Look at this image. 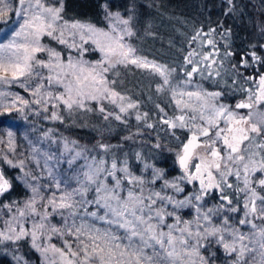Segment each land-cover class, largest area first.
I'll return each instance as SVG.
<instances>
[{
  "label": "snow or ice",
  "instance_id": "6c2138e0",
  "mask_svg": "<svg viewBox=\"0 0 264 264\" xmlns=\"http://www.w3.org/2000/svg\"><path fill=\"white\" fill-rule=\"evenodd\" d=\"M57 2L59 7L48 5L46 0H18V8L14 11L18 19L12 21L5 0H0V5H4L0 8V116L39 105L45 113L51 109L46 119L63 123L61 110L71 117L79 111H93L90 105L95 102L103 119L108 120L113 113L107 112L103 101L116 105L120 113L136 105L124 103L126 98L114 90L112 85L115 81H110L106 74L117 65L132 64L149 69L162 78L157 91L168 87L181 113L162 122L173 130L172 135L179 142L176 157L182 175L169 181L162 170L156 169L153 178L146 181L129 170L127 161L118 166L116 159H112L108 167L105 159L93 157L92 162L82 166L84 170L73 177L78 186L71 187L68 180H61L54 174L55 165L50 162L55 160L59 164V157L43 154L41 166L38 155H34L37 167L42 168V174L47 173L50 183H31L40 179L32 171L14 178L23 181L33 195L22 206L16 201L0 203V245L18 246L21 241L29 240L31 247L45 260L49 252L59 253L61 264H211L215 253L205 257L200 252L201 248L210 247L209 237H215V243L221 245L226 253L238 254L235 264H239L246 252L255 251L245 243L246 240L264 250V225L258 226L250 218L264 221V195L261 194L264 192V178L257 177L255 186L252 179L257 173L264 174V156L256 160L253 157L257 153L245 155L249 151L245 142L254 138L252 134L264 138V73L245 78L251 86L240 89L246 93V98L237 103L235 109H247L248 112L240 115L228 105L218 103L224 95L223 90L209 91L202 85L189 88L193 85L194 74L201 75L203 79L213 75L221 77L219 69L223 64H217L213 59L218 50L203 55L195 63L193 58L198 53L190 52L185 62L192 67L184 72L183 87L178 82L177 87L172 88L169 76L174 69L137 56L135 48L125 42V36L134 34L127 27L129 20L121 19L119 13H107L125 25L123 29L113 25L109 30L91 23H69L61 14L63 0ZM228 2L232 4V0ZM199 35L198 32L193 41ZM45 37L63 45L68 53L62 54L55 47L42 43ZM208 44L213 45V41L209 40ZM86 45H91V51L99 53L98 60L90 62L83 58L90 50ZM73 52L77 55H72ZM41 53L46 54L47 59L42 58ZM232 55V52L225 53L226 57ZM251 61L264 63V59L255 52L251 53ZM200 65H205V68L202 70ZM249 66L246 56L241 57L239 67L233 64L231 71L239 76V68ZM231 83L236 85L237 80L233 79ZM12 85L23 88L32 99L2 90ZM224 85H228V81L225 80ZM217 86L220 87L219 84ZM160 111L164 112V109ZM254 116L259 120H254ZM114 118L121 120L120 115ZM137 119L142 117L137 116ZM177 129L186 131L188 135L181 140L176 135ZM13 135V132H7L10 151H14ZM68 143L65 140V150L72 151ZM71 143L76 144L75 141ZM99 147L105 153L111 148L107 144H99ZM257 147L264 149V142ZM33 153L39 154V150L33 147ZM82 154L75 151L65 162L71 168ZM0 159L12 168L24 169L23 160L14 164L7 155ZM229 177H235L238 182L236 191L244 193L242 206L234 204L233 199L225 194V188L234 187ZM158 180L163 181L161 191L146 187ZM194 182L198 184V190L188 195L182 185ZM12 188L13 178L0 170V196ZM42 188L49 190L50 194L43 195ZM164 189H171L172 194L164 192ZM212 190L220 193L218 199L222 203L202 211L201 205L193 202H202ZM89 193H92L90 199ZM180 193H185L183 199L176 198ZM186 206L195 208L193 221L182 220L177 214V210ZM4 209L8 219H4ZM225 210L230 213L243 211V215L236 225L230 224L229 216H224L219 226L215 225L213 216ZM55 213L63 219L61 227L50 223L49 218ZM34 217L38 219H33L26 227L29 218ZM169 218L174 222L168 223ZM181 224L183 227H179ZM237 225L249 226L256 231L249 236ZM53 235L61 238L74 236L76 248L66 239L63 240V249L52 244L45 246L42 241L45 238L50 241ZM146 249H151V254ZM0 252L11 254L16 264L24 261L23 256L8 253L4 248H0ZM260 255L264 257V251Z\"/></svg>",
  "mask_w": 264,
  "mask_h": 264
},
{
  "label": "rangeland",
  "instance_id": "374dc122",
  "mask_svg": "<svg viewBox=\"0 0 264 264\" xmlns=\"http://www.w3.org/2000/svg\"><path fill=\"white\" fill-rule=\"evenodd\" d=\"M46 3L51 6L59 7V3L57 0H46ZM5 4L10 9L9 11V18L12 21H16L18 18L14 15V11L16 8H18V0H5ZM4 7V5H0V8ZM132 10L128 9L127 11L119 10V9H111V8H105L104 9V24L100 26V28H104L105 30H109L110 26H116L118 29H123L125 25L120 24L118 20H116L114 17H110L107 15V13H119L120 18L124 20H129V24L127 27L134 33L132 36H125V42L130 44L133 48L136 50V55L146 58L150 62H154L156 64L162 65L168 69H174V71L171 72V75L169 76V80L171 82V87L176 88L179 82L180 87H183V80L186 79L184 72L187 70H190L192 65H187L185 62V57L188 56L190 52L195 51L198 53L197 56H195L194 63L198 62L201 57L205 54L211 53L214 50H218V53L213 56V59L217 61V64H223V68L219 69L221 71V77H215L213 75L212 78L209 79H203L201 75L194 74L193 76V85L189 86L190 89L194 88L195 85H202L205 89L209 91H216L218 90L217 84L221 86L223 84V76L225 74L227 76H230L228 74V70L226 68V58L225 53L221 50L219 47V44L214 39V34L211 33V31H205V27L201 25H193V22H190L189 24L191 26H187L184 30H179V28L172 26L170 28V31L167 29L164 30L165 33L160 34L159 38L157 39L159 43L166 44L163 48L160 47V45L155 44L152 41L153 36L155 33L153 32V28L147 27V26H140L141 24L135 22V17L131 13ZM62 14V13H61ZM69 23L77 22L79 20H66ZM82 23H88L85 21H79ZM63 23V22H61ZM159 25L158 27L164 28L162 26V20L161 18L157 22ZM98 27V26H96ZM147 30V31H146ZM200 33L199 37L193 41V37L197 35V33ZM145 38L150 40V44L155 49L160 50V54L164 53V55H170V50L173 51L172 57L176 56V60L173 61V64L168 60H159V53L156 54L154 51H150L144 47ZM213 41V45L208 44V41ZM42 43L48 44L52 47H55L57 51H61L62 54H67L69 50L65 49L63 45L56 44L55 41H51L50 38H43ZM90 50L85 53L84 59L94 62L95 60L99 59V53L91 51V45H86ZM42 58L47 59L46 54L41 53L39 54ZM72 55H77L75 52L72 53ZM79 58V57H77ZM177 62V64L175 63ZM207 63V62H206ZM201 69L203 70L205 68V65H200ZM215 67V66H214ZM137 70L138 72H143L146 74L145 79L143 80L138 76V74L134 71ZM207 73L204 72V75ZM110 81H115V84L112 85L115 91L120 93V95L124 96L125 104L127 103H133L136 105L135 108L128 109L125 113H120L119 108L116 105L110 104L107 101H103V104L107 110V112L113 113V116H110L108 120L103 119V114L99 113L98 111V105L95 102L91 103V107L93 108V111L91 112H84L79 111L76 113H73L71 117L66 112H63L61 110V115L64 118V122H70L73 124H77L79 126H89L90 122L94 123L99 126L103 125H111L112 123H119L129 125L131 123H144L143 126L148 127L149 124L153 125V127L161 132L172 134L173 130L169 129L167 125H165L162 121L163 119L172 118L174 116L180 115V111L177 109L172 92L169 90L168 87L165 88L164 91H157V88L159 85L162 84V78L153 73L149 69L144 68H138L135 65L129 64L127 66L124 65H117V67L113 70H111L109 73L106 74ZM248 88V87H246ZM245 88V89H246ZM2 90L9 91L11 93H19L21 96H24L26 99L31 100L32 97L24 91L23 88L19 87L18 85H12V86H5ZM154 90V91H153ZM153 91V93L146 95V92ZM156 98H163L166 100L167 105L169 107V112L165 111L161 112L160 107L156 104ZM218 103H223L228 105L230 108H232V105L227 104L223 102L222 97L218 101ZM51 112V109L48 113H45L42 111L41 106L39 105H32L30 108H25L23 112H12L13 116L8 118L7 120V131H6V137H5V144L4 148L2 149L1 156L7 155L9 159L13 161L14 164H18L19 161H24V169L21 171L20 168H12L6 163H3L2 159H0V170H3L5 174L13 178V188L10 190V192L6 193L4 196H0V203L3 204H9L12 201H16L18 205L22 206L25 201H27L33 194L31 192V189L23 183V181L14 179L17 176H22L24 172L32 171L35 175L40 177L38 181H30L31 183H39L40 185L48 184L50 183V179L47 177V173L42 174V168L37 167L35 160L33 159L34 155H38V158L40 159L41 166L43 165L44 161V155H53L55 157L60 158V163L56 164V161L53 160L50 163L55 165L54 174L57 178L61 180H68L71 187H77V182L73 179L75 175L82 172L84 168L82 166L86 165V163H91L92 158L95 157L96 160H99L101 158L105 159L108 164L106 166L110 167L112 159H116L118 166H120L121 162L127 161V165L129 167V170L137 176H142L146 181L151 180L153 178V171L158 169L162 170L164 173V176L166 179L171 181L175 177H178L182 174L173 175L169 172L168 169H164V167L161 165L160 162L154 157V155L146 151L145 149H142V147L138 148H131L128 151L124 152H112L113 150L110 149L109 152L105 153L104 151L100 150H93L88 149L86 147H82L80 144L76 143L73 145L71 142L73 140H70L67 136H65L62 132L59 131V129L56 126V123L59 121H53L51 119H46V116H49ZM39 113V114H37ZM166 114V115H165ZM115 115H120L121 120H116L114 118ZM137 116L142 117V119L138 120ZM157 119L156 121L153 119ZM254 120H259L258 116L253 117ZM96 121V122H95ZM139 122V123H138ZM11 131L13 132V138H12V147L14 148V151L9 150V144H8V136L7 132ZM176 134L182 135L184 138L188 135V133L184 130H175ZM47 134V135H46ZM183 138V139H184ZM68 141V148L72 149V151H66L64 142ZM259 137L254 136V140H251L250 142L245 143L248 147L249 151L245 153L246 156H251L253 153H257L258 155L254 156L253 158L256 160L260 159V151L259 147H257ZM33 147L39 150V154L33 153ZM75 151L82 152V156L72 165L70 168L68 164L65 162L68 159L71 158L72 155H74ZM177 158V157H176ZM242 167V166H240ZM6 175V176H7ZM117 175H121L120 173H117ZM83 177L81 176V179ZM229 182L234 185L233 188L228 189L225 188V194L228 196H232V189L236 188V184L238 183L235 179V177H229ZM126 184V181H125ZM163 185L162 180H158L155 184H147L146 187L148 189L154 190V191H161ZM185 184L182 185L184 187ZM193 189L190 192H187L188 195H191L193 192H196L198 190V184L196 182L193 183ZM240 186L242 187V183H240ZM42 194L45 196H48L50 194L49 190L42 188L41 189ZM164 192H167L168 194H172L171 189H164ZM213 190L204 197V200L202 202H196L194 201V204H200L202 211H207L208 208H215L218 207L222 201L219 199H216L215 203L210 201V196L212 195ZM10 193V194H9ZM219 192L217 191V194ZM9 194V195H8ZM220 194V193H219ZM218 194V195H219ZM262 194V193H261ZM264 195V194H262ZM185 196V193H180L176 195L177 199H183ZM235 200L233 199L234 204H238L242 206L244 203V193H235ZM88 198H92V193L88 194ZM77 199H79L77 197ZM226 203V202H224ZM39 206V205H38ZM169 211H171V207L168 208ZM5 215L4 219H8L7 210H3ZM15 211V208L13 209ZM51 211V209H49ZM191 212V216L187 217L189 215L188 212ZM177 214L181 217L182 220L187 221H193L196 217V211L195 208L192 206H186L183 209L177 210ZM67 213L65 212V216ZM243 215V211L237 212V213H230L225 211H222L218 216H213V223L217 226L220 225L222 218L224 216L231 217L230 224L236 225V221H238ZM184 216V218H182ZM186 217V218H185ZM253 219L254 223H256L258 226L264 225V221H261L259 219H255L254 217H250ZM33 219H38V217L29 218L28 223L25 225L26 227L29 226L31 221ZM50 223L61 227L63 224V219L61 215L58 213L52 214L50 216ZM168 223H173L174 221L169 218L167 220ZM2 226V225H0ZM179 227H183V224L179 225ZM240 230L251 236V233L256 231L255 229H251L249 226H239ZM167 231V229H164ZM178 235V233H175ZM227 239H230L227 237V234H225ZM68 240L69 243L72 244L73 248H76L77 241L75 240L74 236H68L65 235L63 238L53 235L52 239L48 241L46 238L42 241V243L47 246L48 244L55 245L58 248H64L63 240ZM215 237H209V241H211V245L208 248H201L200 252L205 257H209L210 253H215L214 257H211V264H235L237 259V253L228 254L225 252L223 247L217 243H215ZM28 243V246L31 248V250L35 253L36 257L38 258L37 264H61V260L59 257V253H48V259L45 260L44 256L37 252L35 249L31 247L30 241L25 240ZM204 243H208V241H205ZM245 243L249 244V247L255 248L254 252H246L243 259L239 261V264H264V257L260 255L261 250L259 248L258 244L250 243L248 240L245 241ZM146 251L151 254V249H146ZM16 254V253H15ZM18 254V253H17ZM20 255V254H19ZM23 256L24 261L21 262V264H36L32 259H29L28 257L24 255ZM11 261L13 264H16V261L13 260L11 255ZM195 259V257H193Z\"/></svg>",
  "mask_w": 264,
  "mask_h": 264
},
{
  "label": "trees",
  "instance_id": "16d2710c",
  "mask_svg": "<svg viewBox=\"0 0 264 264\" xmlns=\"http://www.w3.org/2000/svg\"><path fill=\"white\" fill-rule=\"evenodd\" d=\"M106 7L123 11L132 10L136 24L153 28L155 35L152 41L162 48L166 44L159 43L157 39L160 34L165 33L164 30L170 31L172 26L184 30L187 26H191L190 22H193V25H201L205 27V31H211L223 53H233L230 57L225 56V66L228 74L231 73V75L223 76L221 79L223 84L218 89L223 90L222 100L227 104L232 105L244 96L245 92L240 89L251 86L245 82L246 77L264 73V63H252L251 61L252 52L264 59V0H232V4H229L228 0H63L62 16L66 20L85 21L100 27L104 24ZM160 18L164 28H159L157 25ZM144 47L156 54L159 53L161 61L168 60L173 64V61L177 59L176 56L172 57L171 49H169L170 55L160 54L161 51L155 49L156 46L151 45L147 38H145ZM245 56L250 66L240 67L241 75L237 76L231 71L232 65L236 64L239 67L241 57ZM134 71L142 80L147 77L143 72ZM233 79L237 80L236 85H232ZM225 80L228 81V85H224ZM153 91L146 92V95ZM166 102L163 98H156V104L169 112ZM11 116H13L12 113L9 116H0V141H3L0 142V156L5 144L7 120ZM153 119L157 123V119ZM89 124V126H79L66 121L57 122L56 126L70 140L88 149L103 151L99 144H107L111 146L112 152L119 154L131 148L142 147L151 152L164 169H168L171 174H182L176 162L179 142L172 134H169V131L168 133L156 131L153 126H143L144 123L126 125L115 122L106 126L91 122ZM176 135L179 136V134ZM179 137L181 140L184 138L182 135ZM191 185L193 184L185 183L186 192L193 189ZM231 191L232 196L229 197L235 200L236 188ZM218 194L216 190H213L210 201L215 203L220 195ZM188 213L187 217L191 216L192 213L190 211ZM0 248L6 249L8 253L24 255L36 264L38 263V258L26 241H21L18 246L0 245ZM10 258L11 254L6 255L0 252V264H13Z\"/></svg>",
  "mask_w": 264,
  "mask_h": 264
},
{
  "label": "flooded vegetation",
  "instance_id": "af4514ba",
  "mask_svg": "<svg viewBox=\"0 0 264 264\" xmlns=\"http://www.w3.org/2000/svg\"><path fill=\"white\" fill-rule=\"evenodd\" d=\"M246 98V93L244 94V96L243 97H241V98H239V99H245ZM239 99H237V100H239ZM232 109H234L237 113H239L240 115H244V114H246L247 112H248V110L247 109H235L233 106H232ZM223 126V125H222ZM253 135V137L255 136V134H252ZM256 137H259V136H256ZM252 140H254V138L252 139ZM248 141H246L245 143H247ZM258 142L259 143H262V142H264V138H262V137H259V140H258ZM259 151H260V158H261V156H264V149H261V148H259ZM257 177H261V178H264V174H260V173H257L255 176H253V186H255V181H256V179H257ZM258 191H260L259 189H257ZM262 194H264V192H261Z\"/></svg>",
  "mask_w": 264,
  "mask_h": 264
},
{
  "label": "water",
  "instance_id": "95a60500",
  "mask_svg": "<svg viewBox=\"0 0 264 264\" xmlns=\"http://www.w3.org/2000/svg\"><path fill=\"white\" fill-rule=\"evenodd\" d=\"M242 100H244V99H239V100H237V101L234 103L233 107L235 108V105H236L237 103L241 102ZM176 161H177V158H176ZM177 165H178V162H177ZM178 167H179V165H178ZM179 169H180V168H179ZM180 170H181V169H180Z\"/></svg>",
  "mask_w": 264,
  "mask_h": 264
}]
</instances>
